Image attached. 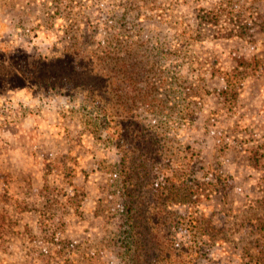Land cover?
Returning a JSON list of instances; mask_svg holds the SVG:
<instances>
[{
    "label": "rangeland",
    "instance_id": "374dc122",
    "mask_svg": "<svg viewBox=\"0 0 264 264\" xmlns=\"http://www.w3.org/2000/svg\"><path fill=\"white\" fill-rule=\"evenodd\" d=\"M263 223L264 0H0V264H261Z\"/></svg>",
    "mask_w": 264,
    "mask_h": 264
},
{
    "label": "trees",
    "instance_id": "16d2710c",
    "mask_svg": "<svg viewBox=\"0 0 264 264\" xmlns=\"http://www.w3.org/2000/svg\"><path fill=\"white\" fill-rule=\"evenodd\" d=\"M69 53H71V52H69ZM107 59V58H106ZM96 64L97 65H99L100 63H101V59L100 58H98L97 57V59H96ZM94 62V63H95ZM247 62V60L245 61V60H241V62H240V64L239 65H241L242 63H246ZM248 63V65H251L252 63L251 62H247ZM257 64V63H256ZM253 65V64H252ZM116 66H120L121 68H122V66H121V62L118 60L117 61V63H116ZM254 69H256V68H254ZM112 71H114V70H112ZM233 72H235L236 73V78L238 79V77H239V69L238 68H235L234 69V71ZM115 74H121V69L119 68L116 72H115ZM228 81V87L229 88H233L234 90H235V88H234V85L232 84V81H234V80H231V79H228L227 80ZM252 152H253V157H252V159H254L255 161L257 160V161H259V159H258V154H259V151L258 150H252ZM126 160L127 159H124L123 160V165H122V167H124V170H125V174L127 175V177H128V182L126 181L125 182V186H126V188L128 187V185H129V181H130V179H131V177H132V174H133V171H134V167L133 166H131L130 164H127V162H126ZM130 178V179H129ZM174 185V184H173ZM174 188H175V185H174ZM195 186H190L189 188H187V189H185V191L184 190H181V191H184L185 193H186V196L185 197H190L191 196V194H193V193H195ZM176 191V190H175ZM183 192V193H184ZM174 193H176L178 196H180V192H179V190L178 191H176V192H174ZM261 230H264V223L262 224V226H261V228H260ZM262 252V254H263V251H261ZM257 263H259V262H257ZM261 264H264V255H263V257H262V260H261Z\"/></svg>",
    "mask_w": 264,
    "mask_h": 264
},
{
    "label": "crops",
    "instance_id": "0c3cea01",
    "mask_svg": "<svg viewBox=\"0 0 264 264\" xmlns=\"http://www.w3.org/2000/svg\"><path fill=\"white\" fill-rule=\"evenodd\" d=\"M14 189H16V188H14ZM19 189V188H18ZM23 190H24V188H23ZM15 191V190H14ZM15 193H17V191H15ZM24 220H26L27 222L28 221H30V217L28 218V216L26 217V219L24 218Z\"/></svg>",
    "mask_w": 264,
    "mask_h": 264
}]
</instances>
